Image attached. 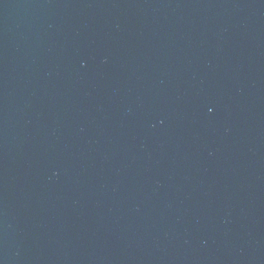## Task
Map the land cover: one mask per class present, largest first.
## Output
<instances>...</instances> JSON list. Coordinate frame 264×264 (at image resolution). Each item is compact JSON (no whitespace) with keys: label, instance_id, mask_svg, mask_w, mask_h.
Wrapping results in <instances>:
<instances>
[{"label":"water","instance_id":"1","mask_svg":"<svg viewBox=\"0 0 264 264\" xmlns=\"http://www.w3.org/2000/svg\"><path fill=\"white\" fill-rule=\"evenodd\" d=\"M0 264H264V0H0Z\"/></svg>","mask_w":264,"mask_h":264}]
</instances>
